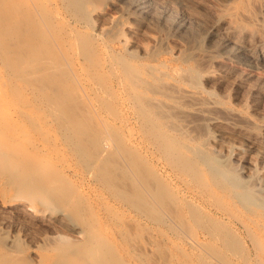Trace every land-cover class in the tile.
Returning a JSON list of instances; mask_svg holds the SVG:
<instances>
[{
	"label": "bare ground",
	"instance_id": "obj_1",
	"mask_svg": "<svg viewBox=\"0 0 264 264\" xmlns=\"http://www.w3.org/2000/svg\"><path fill=\"white\" fill-rule=\"evenodd\" d=\"M214 1L218 11L213 12L212 20L198 17L194 23L181 21L170 27L171 35L180 41L174 46L159 35H148L150 45L135 47L117 29L130 28L129 18L164 27L165 11L171 5L193 10L195 4L190 0H0V34L17 45L47 36L57 46L66 40L53 35L54 25L43 12L46 6L68 16L74 28H88L91 17L101 16L108 7L117 10L116 17L98 28L101 35L107 34L111 43L119 45L120 51L110 46L97 63L81 44L76 72L71 70V79L79 81L80 96L97 97L109 87L95 80L96 73L108 78L110 156L118 162L112 172L117 170L143 192V205L157 210L161 223L189 228L187 223L198 222L203 214L212 216L223 230L221 236L215 235L213 226L205 227L196 238L188 234L193 250L213 249L206 250L207 264H264V0ZM159 5L165 11L159 12ZM154 9L159 13H153ZM44 50L37 48L28 60L5 69L7 76L20 82L11 91L12 99L26 84L31 86L29 90H37L28 83L35 75L70 73L65 68L71 65L56 63L52 54L39 61ZM3 74L0 78L6 76ZM75 89L65 91L61 100L48 103L47 108L55 111L67 103ZM82 105L87 111L93 107ZM6 109L0 105L5 119L10 116ZM209 134L216 144L214 153L206 143ZM102 136L97 133L92 138ZM4 138L0 129V142ZM8 144L9 150L15 149L11 162L24 166V187L34 188L42 163L18 138H10ZM8 144L0 145V157ZM219 148L224 149V155L219 156ZM252 156L257 165H252ZM138 158L145 164H138ZM2 165L0 162V169ZM104 172L98 174L103 178ZM61 183L52 180L36 190L46 193ZM162 187H173L177 196L164 194ZM66 218L67 213L61 211L59 219ZM99 246L83 250L81 259L78 255L54 259L58 253L54 250L52 264H80L83 260L94 264L105 256ZM4 251L0 264L6 262L3 258L11 261L20 254L11 248ZM32 254L37 257L35 251Z\"/></svg>",
	"mask_w": 264,
	"mask_h": 264
},
{
	"label": "rangeland",
	"instance_id": "obj_2",
	"mask_svg": "<svg viewBox=\"0 0 264 264\" xmlns=\"http://www.w3.org/2000/svg\"><path fill=\"white\" fill-rule=\"evenodd\" d=\"M190 1L195 4V10L171 5L166 12L164 7L157 6L159 12L164 10L166 13L162 17H166L164 27L147 24L145 21L148 20L145 19L138 22L129 18L128 21L132 23L130 28L125 26L117 30L135 47L150 45V36L158 35L174 46L180 41L171 35V26L181 21L194 23L198 17L210 21L218 11L214 0ZM104 11L101 16L91 17L88 28H74L68 16L46 6L43 12L54 25L53 35L66 40L65 44L57 46L47 36H37L29 44L17 45L16 42L3 39L0 34V76L3 73L6 75L0 78V105L3 104L10 115V118L5 119L0 112V129L6 136L0 145L8 144L10 138H18L24 143L25 150L43 165L39 171L42 175L38 174L39 180L35 187L27 189L22 183L24 166L10 160L15 149L9 150L11 146L8 144L4 152L6 156L3 154L0 157L3 163L0 169V260L4 250L11 248L20 254L11 261L3 258L6 262L2 264H52L54 259L63 257L69 259L78 255L81 259L83 250L100 245L98 248L104 250L105 256L101 260H94V264H207L206 250L213 249L193 250L188 242L205 227L213 226L217 236L223 234L212 216L203 214L198 222L187 223L189 228L161 223L157 219V210L143 205V192L131 186L127 177L118 174L117 170L112 172L118 162L117 159L112 161L110 156V83L107 76L103 73L94 76L95 80H102L109 85L97 97L92 94L78 95L77 87L80 84L72 80L71 70L76 72L74 66L77 67L81 44L87 47L86 55H90L97 63L102 62L110 46L120 51L119 45L111 43L107 34H100V28L110 18L116 17L118 12L109 7ZM152 11L155 13L156 9ZM5 13L7 15V11ZM1 45H5V49ZM42 47L45 50L40 53L39 61L52 54L56 63L71 65L65 68L70 73L53 77L35 75L28 83L37 86V90H29L30 85L26 84L12 99L11 91L20 82L7 76L5 69L16 62L28 60L32 51ZM73 88H76V93L71 100L61 104L55 111L47 108L48 103L58 102L65 91ZM87 103L93 104L90 111L82 105ZM118 131L121 133L120 129ZM97 133L104 136L94 140L92 136ZM119 142L124 146L123 140ZM206 143L208 150L214 153L216 144L211 134L206 138ZM218 150L219 156L225 154L223 148ZM138 159V164H145L144 159ZM251 159L252 165H257L256 157L252 156ZM107 166L112 168L111 172ZM98 172H104L105 177L103 175L102 178ZM98 175H101L100 178L96 177ZM52 180L62 183L56 189H48L46 193L36 190ZM162 192L177 196L173 187H162ZM61 211L67 213L66 221L59 219ZM54 250H58V253L53 259ZM32 251L36 252L37 257ZM80 264H85V261Z\"/></svg>",
	"mask_w": 264,
	"mask_h": 264
}]
</instances>
